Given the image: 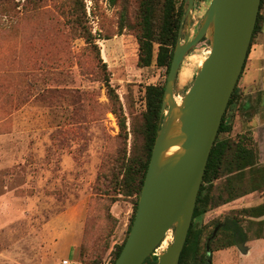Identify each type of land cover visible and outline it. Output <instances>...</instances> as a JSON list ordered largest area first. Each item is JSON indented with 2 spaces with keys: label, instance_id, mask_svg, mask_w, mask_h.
<instances>
[{
  "label": "rangeland",
  "instance_id": "1",
  "mask_svg": "<svg viewBox=\"0 0 264 264\" xmlns=\"http://www.w3.org/2000/svg\"><path fill=\"white\" fill-rule=\"evenodd\" d=\"M210 2L194 0L191 34ZM137 4L0 0V264H59L73 237L71 264H109L127 237L135 199L116 193L114 177L123 159L140 150L145 86L165 80L164 68L137 65ZM123 11L127 27L120 30ZM259 12L264 15V6ZM207 49L204 39L185 58L175 98L192 84ZM185 68L190 71L182 82ZM104 72L122 108L125 131ZM258 76L244 64L234 103L225 111L231 130L224 137L250 134L263 166L264 90ZM261 204L264 191L250 193L208 211L198 225L206 233L216 221L235 215L245 228L248 220L256 224L264 216L242 218L239 210ZM164 240L166 248L172 230ZM252 245L246 256L238 248L213 252L211 264H251L264 243Z\"/></svg>",
  "mask_w": 264,
  "mask_h": 264
},
{
  "label": "water",
  "instance_id": "2",
  "mask_svg": "<svg viewBox=\"0 0 264 264\" xmlns=\"http://www.w3.org/2000/svg\"><path fill=\"white\" fill-rule=\"evenodd\" d=\"M260 1L211 0L191 34L194 0H184L163 91L161 122L131 228L113 264H147V259L178 264L208 157L247 57ZM204 39L208 55L196 67L192 84L177 104L174 86L182 64ZM171 230L172 242L160 250ZM235 247L247 252L245 241H236ZM206 255H210L208 248ZM206 263L211 261L207 258Z\"/></svg>",
  "mask_w": 264,
  "mask_h": 264
},
{
  "label": "trees",
  "instance_id": "3",
  "mask_svg": "<svg viewBox=\"0 0 264 264\" xmlns=\"http://www.w3.org/2000/svg\"><path fill=\"white\" fill-rule=\"evenodd\" d=\"M114 2L115 0H110V3ZM137 3L135 24H133L138 45L137 65L140 68L150 66L164 68L165 80L162 84L145 86L142 95L145 110L141 113V123L138 128L142 136L140 150L137 151L135 149L128 157L123 159L118 170L119 175L117 174L118 176L114 177L116 193L134 197L135 199L127 234L134 219L152 147L161 122L160 110L163 91L172 60L181 16L183 14L184 0H181L179 4H177V0H137ZM263 6L264 0H261L260 8ZM120 18L122 20L119 29L122 30L124 27H127L124 11L121 13ZM263 23L264 15L258 12L251 42L253 37L261 32ZM154 46H156V49H154ZM249 52L250 46L247 56ZM205 54L207 56L208 51ZM98 61L105 71L106 65L102 62L99 51ZM243 68L239 78L242 75ZM103 83L113 105L117 106L120 129L125 131V118L122 114V108L117 95L110 85L109 76L105 72ZM236 95L237 90L235 86L226 111L234 103ZM175 100L179 103L181 98L177 97ZM230 130L231 125L226 122V112H224L216 139L207 160L191 224L178 264H207V258L211 261V253L233 248L235 247L236 241H249L264 237V220L256 222V224L248 220L246 222L248 226L242 228L243 226L240 224V220H237L236 216L233 215L230 218H225L221 222L216 221L212 229L206 233L202 229L203 227L198 225L204 214L208 211L250 193L264 191V165L261 166L258 164V154L253 137L250 134L238 135L235 138L224 137ZM224 177V182L216 184L217 180ZM238 213L242 218L262 217L264 216V204L242 208ZM252 224L257 226V228L254 226L250 227ZM217 227L218 230L213 235ZM126 238H124L120 245L115 247L109 264L114 263ZM164 247L165 240L159 249L161 250ZM207 248L210 252L209 256L206 255ZM80 263L97 264L94 261H89V263L81 261ZM146 263L155 264L150 259H147Z\"/></svg>",
  "mask_w": 264,
  "mask_h": 264
},
{
  "label": "crops",
  "instance_id": "4",
  "mask_svg": "<svg viewBox=\"0 0 264 264\" xmlns=\"http://www.w3.org/2000/svg\"><path fill=\"white\" fill-rule=\"evenodd\" d=\"M245 63L247 65V72H249L250 74L251 73H258L259 74L258 78H256V80H257L256 82H257L258 86L264 90V23H263V27H262L261 32L258 34V36L256 38L255 44L253 45V47L251 48V50L247 56V60L245 61ZM186 71L189 73L190 69L185 68V72ZM70 239H71V242L68 244L69 246L66 247L65 249H63L61 252L62 258L67 259L69 261V264H71V261H73L74 257L72 258V260L70 259V257L73 255L74 247H75L74 237H73V240H72V238H70ZM257 241L264 243V237L260 238V239L245 241L247 253L244 256L249 255L251 250L254 248L252 243L257 242ZM233 248H236V247H233ZM230 249H232V248H230ZM230 249H227V250H230ZM224 251H226V250H224ZM260 252H261V254L256 255L257 257L255 258L254 262H252L251 264H264V245H263L262 251H260ZM1 260L2 259H0V261ZM60 263H61V261L59 262V264Z\"/></svg>",
  "mask_w": 264,
  "mask_h": 264
},
{
  "label": "built area",
  "instance_id": "5",
  "mask_svg": "<svg viewBox=\"0 0 264 264\" xmlns=\"http://www.w3.org/2000/svg\"><path fill=\"white\" fill-rule=\"evenodd\" d=\"M60 264H69V261L67 259H63V260H61Z\"/></svg>",
  "mask_w": 264,
  "mask_h": 264
},
{
  "label": "bare ground",
  "instance_id": "6",
  "mask_svg": "<svg viewBox=\"0 0 264 264\" xmlns=\"http://www.w3.org/2000/svg\"><path fill=\"white\" fill-rule=\"evenodd\" d=\"M186 74H188V72L186 71ZM189 75V74H188ZM184 77V76H183ZM178 104V103H177Z\"/></svg>",
  "mask_w": 264,
  "mask_h": 264
}]
</instances>
